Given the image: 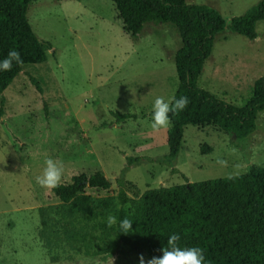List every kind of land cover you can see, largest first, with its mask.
I'll return each mask as SVG.
<instances>
[{
	"label": "rangeland",
	"instance_id": "rangeland-1",
	"mask_svg": "<svg viewBox=\"0 0 264 264\" xmlns=\"http://www.w3.org/2000/svg\"><path fill=\"white\" fill-rule=\"evenodd\" d=\"M186 1L208 4L229 21L259 0ZM27 18L52 49L45 62L25 64L0 93V264H140L124 246L112 255H86L82 245L78 250L67 244L53 208L46 245L42 214L60 202L35 182L47 158L63 163L61 183L80 173L114 178L108 189L85 187L93 196L116 195L123 174L133 198L185 179L264 167V110L257 114L256 129L242 139L211 124L186 125L177 156L165 158L169 126L154 131L150 116L155 98L168 100L178 83L174 55L181 40L172 24L148 22L131 36L110 0H33ZM255 29L253 39L227 28L216 35L197 80L200 87L235 105L246 103L254 80L264 75V19ZM115 112L134 116L118 121ZM128 157L141 159L128 164Z\"/></svg>",
	"mask_w": 264,
	"mask_h": 264
},
{
	"label": "trees",
	"instance_id": "trees-1",
	"mask_svg": "<svg viewBox=\"0 0 264 264\" xmlns=\"http://www.w3.org/2000/svg\"><path fill=\"white\" fill-rule=\"evenodd\" d=\"M32 1L0 0V60L10 50H16L23 61L19 65L14 62L10 71H0V93L25 64L45 62L47 51L52 49L50 41L38 38L28 21L27 9ZM110 1L124 31L131 36H137L148 22L170 23L179 33L181 44L174 55L178 83L173 96L188 97L189 103L178 114L169 113L167 160L177 156L186 125L211 124L237 139L256 129L257 114L264 110V75L254 80L252 94L241 106L200 87L197 80L219 32L227 28L249 39L256 37V23L264 19V0L231 16L229 21L204 3ZM29 79L41 91L37 80L32 76ZM114 115L118 121L134 116L119 112ZM140 159L128 157L127 163ZM117 183L116 195L93 196L84 192L85 187L108 189L109 179L101 172L80 173L51 189L60 202L49 205L42 214L40 235L46 238V245L50 246L48 210L53 208L59 214L55 223L61 228L64 241L78 250L77 244L82 245L86 255H112L124 246L138 258L143 255L147 262L162 255L167 238L175 233L180 236L179 247L202 249L204 264H264V167L252 165L236 175L200 181L185 179L180 184L148 188L137 198L128 196L123 174ZM109 215L116 216L118 222L124 218L132 220L131 230L121 232L118 223L108 227ZM93 242L96 249L92 251Z\"/></svg>",
	"mask_w": 264,
	"mask_h": 264
},
{
	"label": "clouds",
	"instance_id": "clouds-1",
	"mask_svg": "<svg viewBox=\"0 0 264 264\" xmlns=\"http://www.w3.org/2000/svg\"><path fill=\"white\" fill-rule=\"evenodd\" d=\"M14 62L17 65L23 63L20 53L16 50H10L7 56L3 60H0V71H10ZM188 103L189 99L185 96L179 98L173 96L168 100H165L162 96L156 97L152 105L150 127L154 131L167 128L171 123L169 113L178 114L187 107ZM63 173L64 166L61 161L47 158L44 161L41 173L35 177V182L41 188L54 189L60 185ZM117 223L121 232L128 233L132 228L133 221L124 218L118 222L117 217L114 215H109L106 219L108 227H112ZM179 239L180 236L178 234L174 233L170 235L167 238V246L161 249L162 255L152 257L147 261V264H204L202 249L199 247L181 248L177 245ZM139 259L140 264H145L143 255Z\"/></svg>",
	"mask_w": 264,
	"mask_h": 264
},
{
	"label": "water",
	"instance_id": "water-1",
	"mask_svg": "<svg viewBox=\"0 0 264 264\" xmlns=\"http://www.w3.org/2000/svg\"><path fill=\"white\" fill-rule=\"evenodd\" d=\"M109 181H110V182H113V181H114V178H110Z\"/></svg>",
	"mask_w": 264,
	"mask_h": 264
}]
</instances>
